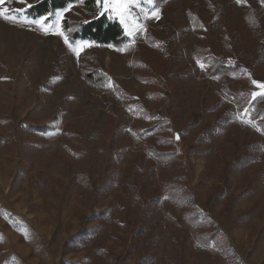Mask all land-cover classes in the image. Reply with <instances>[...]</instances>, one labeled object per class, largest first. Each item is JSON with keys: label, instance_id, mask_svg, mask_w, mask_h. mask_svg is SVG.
<instances>
[{"label": "rangeland", "instance_id": "1", "mask_svg": "<svg viewBox=\"0 0 264 264\" xmlns=\"http://www.w3.org/2000/svg\"><path fill=\"white\" fill-rule=\"evenodd\" d=\"M70 5L79 56L0 18V264H264V0H138L122 46Z\"/></svg>", "mask_w": 264, "mask_h": 264}, {"label": "trees", "instance_id": "2", "mask_svg": "<svg viewBox=\"0 0 264 264\" xmlns=\"http://www.w3.org/2000/svg\"><path fill=\"white\" fill-rule=\"evenodd\" d=\"M72 3L82 4L91 13L85 21L64 20L63 27L68 31L72 40L83 39L101 45L114 46H122L126 42L124 26L118 20L98 14L95 0H42L27 9L25 14L32 18L47 17L50 19L58 10L64 9ZM87 76L91 77L90 74Z\"/></svg>", "mask_w": 264, "mask_h": 264}, {"label": "snow or ice", "instance_id": "3", "mask_svg": "<svg viewBox=\"0 0 264 264\" xmlns=\"http://www.w3.org/2000/svg\"><path fill=\"white\" fill-rule=\"evenodd\" d=\"M20 3H24V0H19ZM101 0H97V3L99 4ZM147 3L153 4L154 0H146ZM236 2L239 4L242 2V0H236ZM5 0H0V6L4 5ZM133 4H138V0H103V8L105 11L108 9H111L113 13L116 16L120 17V22L121 24H125V19L127 16L131 15V6ZM28 7H31V5H28ZM71 5L69 8H66L64 11H68L70 9ZM23 9H9L7 7H0V18H2L5 21L11 22V23H21V24H26V25H38L42 31H44L45 34H48L50 30H52L53 35H57L63 38L64 43L68 45L69 48H71L77 56L80 55V52L83 50L85 47H90L87 42L77 44L75 48H73V45L69 43V38L67 35H65V32L61 29L59 22H57L54 26L52 24L45 25L44 21L47 19V17H43L38 20H28L26 17H21L18 16L16 13H22ZM103 14V12L101 13ZM64 12H59L57 13L58 21L60 19H63ZM152 17L155 19H159V9L154 11L152 13ZM111 18V17H110ZM125 31L129 35H133V33L128 29L127 25H125ZM231 63V61H229ZM199 63V62H198ZM201 68L204 67L203 64L200 65ZM252 84L255 85L258 89H260L259 92H253L252 93V98L253 100L257 98H262L264 99V83H259L256 80H252ZM111 87V85H108ZM248 114V109H245V112L243 115L247 116ZM242 122L244 123H250L251 121L249 120H243ZM253 127H256L255 124L252 125ZM259 131L260 129L257 128ZM176 139L179 140L180 137L179 135L176 136Z\"/></svg>", "mask_w": 264, "mask_h": 264}]
</instances>
